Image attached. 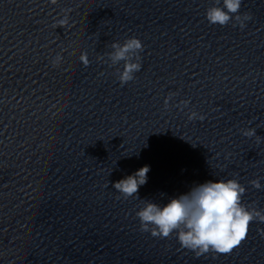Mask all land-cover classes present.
Segmentation results:
<instances>
[{
	"label": "clouds",
	"instance_id": "obj_1",
	"mask_svg": "<svg viewBox=\"0 0 264 264\" xmlns=\"http://www.w3.org/2000/svg\"><path fill=\"white\" fill-rule=\"evenodd\" d=\"M50 2L55 4L57 0ZM241 3L242 0H222V6H219L220 0H217V6L207 10L206 18L210 24L219 26H226L234 18L243 28L244 22L250 20L251 15L238 14ZM67 24L68 16L65 15L53 27H64ZM110 47L112 51L106 53L110 66L124 62L122 70H118L121 85L135 79V73L141 70L139 55L143 51L141 40L131 37L122 44L113 42ZM61 60L62 56L57 55L52 61L53 67ZM80 60L85 67L90 63L86 52L81 54ZM167 103L166 99L165 106ZM196 115L192 112L189 119L195 118ZM243 135L256 136V129H244ZM149 171L150 167L145 165L134 174L115 182L113 188L125 199L138 197L139 187L147 183ZM250 183L256 189L261 188L259 180ZM245 191V187L236 179L209 181L194 186L187 194L172 198L165 206L142 200V207L136 212V216L141 231H150L153 237L159 238H167L175 231L181 247L193 251L197 257L209 251L229 254L246 239L251 222L254 220L264 222V213L242 203ZM261 234L264 235V231Z\"/></svg>",
	"mask_w": 264,
	"mask_h": 264
}]
</instances>
